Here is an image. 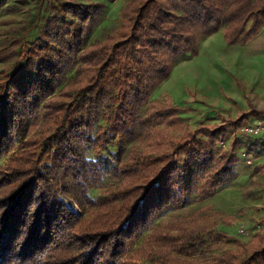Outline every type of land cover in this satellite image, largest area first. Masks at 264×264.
Segmentation results:
<instances>
[{"label":"trees","instance_id":"1","mask_svg":"<svg viewBox=\"0 0 264 264\" xmlns=\"http://www.w3.org/2000/svg\"><path fill=\"white\" fill-rule=\"evenodd\" d=\"M116 1L39 0L36 21L0 37V264H264L262 233L202 262L205 239L185 222L155 227L236 179L240 140L221 144L264 111L192 128L170 96L152 101L214 34L252 43L264 0H128L91 43Z\"/></svg>","mask_w":264,"mask_h":264},{"label":"rangeland","instance_id":"2","mask_svg":"<svg viewBox=\"0 0 264 264\" xmlns=\"http://www.w3.org/2000/svg\"><path fill=\"white\" fill-rule=\"evenodd\" d=\"M80 1L92 3L103 0ZM126 1L108 4L91 43L104 40L120 26V11ZM38 4L39 0H10L0 11V37L24 20L36 21ZM167 95L185 109L182 116L192 128L203 123H233L242 113L252 109L264 111V30L247 47L228 46L221 32L205 40L197 57L184 58L176 64L170 78L155 91L152 101ZM237 137L240 145L236 150L239 159L235 166L236 179L206 200L195 196L190 205L166 214L155 224V227L163 224L164 227L175 228L185 222L190 230L204 237V247H199L193 255L194 259L202 262H210L234 248L236 239L248 243L256 233L264 234V229L256 228L264 222V173L257 170L264 163V158L255 160L254 166L246 164L243 155L251 142L239 135V129L236 135L230 131L229 139L221 144L222 149L230 150ZM9 157L2 158L0 165L5 164ZM248 158L253 160V154ZM101 193V189H95L92 195L97 198ZM69 206L80 213L78 208ZM150 246L149 240L139 243L135 248L138 250L135 258L143 259Z\"/></svg>","mask_w":264,"mask_h":264},{"label":"built area","instance_id":"3","mask_svg":"<svg viewBox=\"0 0 264 264\" xmlns=\"http://www.w3.org/2000/svg\"><path fill=\"white\" fill-rule=\"evenodd\" d=\"M239 135L248 137L251 142L246 150V154L243 156L248 166H254L255 160H258L260 157L264 158V117L256 118L252 121H245V123L239 127ZM250 137H259V139L253 140ZM251 154H253V160L248 158V155ZM260 165H264V163ZM256 228L257 230H263L264 222ZM241 233L245 234V230L241 229Z\"/></svg>","mask_w":264,"mask_h":264}]
</instances>
